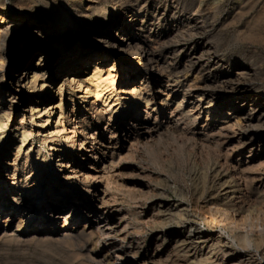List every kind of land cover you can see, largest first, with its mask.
<instances>
[{"label":"rangeland","instance_id":"rangeland-1","mask_svg":"<svg viewBox=\"0 0 264 264\" xmlns=\"http://www.w3.org/2000/svg\"><path fill=\"white\" fill-rule=\"evenodd\" d=\"M8 1L12 3L14 0ZM123 1L126 3V0H36L29 4L32 8L29 15L37 17L42 8L50 5L55 11L60 9L65 12V17L53 22L57 30L64 24L71 23L70 28L74 32L98 31L103 34L107 33L109 24L116 17L115 8H119ZM145 1L150 2L151 6L137 18L139 24L141 21L143 24L148 21L144 25L147 33H137V37L145 36L152 41L154 53L163 57L161 67L164 69L169 66L170 74L174 79L178 78L179 84H174L172 78L165 77L163 70L149 71L141 64L134 63L136 65L131 70L135 71L129 72L132 74L130 79L138 74L135 85L139 87L144 76L149 78L146 88L148 91H145L154 101L148 107L144 103L116 106L117 111L112 114L103 103L97 102L95 110L88 111L86 116L82 113L83 106H79L80 110L75 107V114L81 115L84 133L88 134L86 138L97 135L100 138L94 142L97 152L92 157H97L96 160L89 158L86 149H81L76 143L74 146L65 144L63 150L69 163L88 177L77 176L78 180L74 181L73 186H68L71 190L69 197L61 193V190L69 188H65V185L63 187L64 183L61 182L63 170L56 172L55 164L44 152L46 144L33 140L36 147L43 151L42 165L35 166L36 164L25 161L22 153L15 154L14 147L19 139L11 137L10 131L20 118L19 108L26 110L27 105L12 110L8 129L0 135V264H198L185 259L180 252L183 245L174 248L171 247L172 240L161 241L155 238L157 230L168 234L181 231L180 221L178 222L180 218H168L174 214L173 210L179 204L184 209L181 221H197L201 230L210 234V238L218 237L221 242H225L231 254L245 255L257 248L256 243L246 246L239 231L232 226L217 222L211 227L208 219L199 220V214L196 216L195 213L204 203L224 204L230 199L238 202L241 210L249 205V209L257 210L256 213H260V208L264 213V200L256 196V190L258 192L264 189V123L252 127L255 134L253 139L243 138V125L237 119L241 112L231 110L228 105L222 106L217 99L214 100L215 97L225 95L215 85L214 72L206 77L209 88L185 91L197 71H184L189 66L182 46L186 50L193 46L195 39L205 40L221 60L220 71L250 70V74L241 81L251 88L254 96L264 97V0H138L142 6ZM154 9L164 10L166 19L156 18ZM203 9L204 14L200 13ZM196 20L198 25L201 24V30L191 29L190 22ZM169 29H177V35L173 33L167 39L154 38L155 34H164ZM252 36L257 39L251 38ZM87 37L80 36L82 43L90 46L85 53L96 54L97 50L103 49L101 45L91 43ZM78 38L75 35L67 46V49H73V54L77 53ZM38 58L39 51L31 59L32 65L36 64ZM110 63L112 64L109 62L103 65L104 70L108 69ZM120 63L126 66L127 59L124 58ZM54 64L57 66L58 62ZM11 68L12 66L9 69ZM120 75L117 81L123 78ZM159 79L164 86L165 83L171 87L175 85L176 91L166 97L168 93L165 89L159 90L156 85ZM132 85L133 83L127 87ZM184 94V102L177 108ZM200 95H203L201 99ZM123 98L120 95L119 101H123ZM161 99L167 100V106L159 103ZM249 101L245 103L246 109L252 105ZM196 105H199L198 110L194 109ZM71 107L72 105L68 107L66 116V122L70 123L74 120ZM133 110L147 128H151L152 137H140V128L131 114ZM180 110L183 115L179 114ZM99 113L104 116L103 121L98 122L96 117ZM104 128L110 134H99ZM108 152L113 153L114 157L109 158ZM101 161H105V165ZM31 168L34 169L27 172ZM218 175L223 180L221 183L227 179L226 182L231 183L234 188V193L228 200L225 199L222 187L211 194L213 177ZM200 179H205L206 183L202 195H197L195 190L200 189L204 182ZM31 184L35 186L30 188ZM53 187L56 189L53 190L55 197L47 200ZM159 201L165 205L158 206ZM39 203L41 209L35 211L32 220H27L29 212L38 208ZM253 204H259L260 207L256 206V209ZM70 211L71 217L65 227L61 226L63 219L52 217ZM97 214L103 216L100 223H94ZM84 227L86 234L92 233L91 236L79 234ZM119 244L125 251L120 259L115 252V246ZM204 244L208 245L209 241H204ZM218 246L219 244L214 243L210 247L211 254L216 259L222 256ZM205 261L204 264L216 263L215 260Z\"/></svg>","mask_w":264,"mask_h":264},{"label":"bare ground","instance_id":"bare-ground-1","mask_svg":"<svg viewBox=\"0 0 264 264\" xmlns=\"http://www.w3.org/2000/svg\"><path fill=\"white\" fill-rule=\"evenodd\" d=\"M35 1L36 0H14L10 3L8 0H0V135L8 129L12 110L17 107H22L23 105L26 107L27 105L26 110L19 108L18 111L20 112V118L15 123V126L12 125L14 128L10 131V133H12L11 137L19 139L18 144L14 147L15 154L22 153L26 159H24L25 161L28 160L32 164H36L35 166L42 165L44 163V156L42 155L43 151L41 152V149L36 147L33 140L43 142L46 144L44 152L47 154L48 159L50 161L52 160L55 164V171L59 172L60 170H63L61 171L63 174L61 175V182L64 183L63 187L65 185V188H69L70 186H73L75 180H78V175L84 176V174H81L67 160L63 150L65 144L67 143V145L74 146L76 143L81 149H86L85 152L87 155H90L88 156L89 158L91 157L96 160L97 157H92V155L96 156L95 151L97 152L94 142L100 138L98 135L96 137L91 136L86 138L88 134L84 133V125H82L83 121H80L81 115L78 116V114H75V107H78L80 110L79 106H83L82 113L84 116L88 114V111L95 110L97 102L103 103V106H106L107 110L110 109L109 111H111L110 113L112 114L117 111V108H115L116 106L121 107L144 103L146 104V107H148L149 103L154 101V99L145 91L149 84V78L144 76L138 84L139 87H137L134 82L136 81L138 74L134 75V79H130V75H132L130 72L133 73V71H135L131 70L136 65L134 63H137V65L141 64L144 69L149 71L153 70L155 72H160L163 70L166 75L165 77L168 79L172 78L174 84L178 85L179 80L178 78L174 79L170 74L171 68L169 69V66L164 69L161 67L163 57L154 53L155 48L152 41L150 42L145 36H141L140 38H138L139 36L137 37V33H140V35L147 33L144 25L148 24V21L145 22V24L141 21V24H139L140 22L137 17L141 15L142 11L146 12L147 8H150V2L145 1L142 6L138 0H126V3L123 1L120 3L119 8H115L116 17L114 18V21L109 24V30L107 33L101 34L98 31H85L83 33H80L79 31L74 32L70 28L71 23L68 25L66 22H64L66 24H64L60 30H57L53 22L58 18L65 17V12L60 9L55 11L54 7L48 5L47 8L41 7L42 9L37 17H32L29 15V12L32 10L29 4ZM204 12V9L200 10V13L204 14ZM153 14L156 18H161L160 20H165L167 17L164 10L154 9ZM190 24L191 29L201 30V24L198 25L199 23H197V20L196 22H190ZM176 30L169 29L168 32H165L164 34H155L154 38H157V40L167 39L173 33L176 36ZM75 35L79 38L76 44L77 53L73 54V49H67V46L69 41ZM80 36H88L87 38L90 39L91 43L101 45V48L103 49L100 51L95 50L97 52L96 54L85 53L84 51L90 46L84 45ZM256 37L259 38V36ZM256 37L254 38V36H252L251 38L257 39ZM188 39H190V36ZM204 41L199 38L195 39L193 41V46L191 45L192 47L186 49L187 51L185 50V47L181 45L182 51L187 55L188 59L186 60H188L189 66L188 69L183 67L185 69L184 71L186 73H190V71L193 70L197 71L191 84L187 85V87L185 86V91H191L192 89L199 90L208 87L209 81L206 77L214 72L216 78L215 85L217 84V88L222 90L225 95L213 99L215 101L217 99L222 106L228 105L231 110H239L241 116L237 119L243 125L242 136L245 139H253L255 134L252 131V127H258V125L264 123V97H260L259 95L254 96L251 88L241 81L244 77H247L250 74V70L245 72H230L231 70H228L227 72L220 71V69H222L221 60H219L212 52L213 50H211L210 45ZM38 51L39 58L36 61V64L32 65L31 59ZM124 58L127 59L126 66L120 63L121 61H124ZM55 62H58L57 66H55ZM109 62H112V64L110 63L111 65L107 66L108 69L104 70L103 65L109 64ZM117 64L119 65V69L117 68ZM184 65H186V63ZM10 66H12L11 69H9ZM69 74H72L71 78L69 77ZM120 74H122L123 78L117 81L118 75ZM204 74L206 75L204 76ZM167 82H169V80H167ZM132 83L133 85L128 88L127 86ZM165 84L166 85L164 86V83L160 79L156 82L159 90L164 88L168 93V95L166 94V97H169L171 92L176 91V88H174L175 85L172 83L171 84L174 85V87H171L167 83ZM143 85L144 87H142ZM162 93L163 95L165 94V92ZM185 93L187 94V92ZM186 94L183 95L177 108L184 102ZM120 95L124 97L121 102L119 101ZM202 97L203 95H200V99ZM248 100H250L249 102L252 103V105L246 109L245 103ZM159 103L161 105H166L168 102L166 99H161ZM70 105H72L71 113H73L72 118H74V120L71 119L73 120L72 123L68 121L66 122L67 110ZM198 106L199 105H196L195 108L194 106L192 107L195 110H198ZM187 111L185 110V112ZM101 112L105 113L107 111ZM192 112H194L193 109ZM131 114H133V119L140 128V137L144 139L150 138V133H152V131H150L151 128H147L146 124L140 120L141 118L139 115L136 114V111L133 110ZM179 114L183 115L182 110L179 111ZM103 116V113H99L98 117H96V121H101ZM90 129L91 128H88V130ZM99 132L102 136L106 132L110 134L107 128H104L103 130L101 129ZM246 142L247 140L245 143ZM107 155L109 158L114 157V154L111 152H108ZM101 162L105 165V161ZM31 166L33 167V165ZM33 169L31 168V170L29 169L27 172H30ZM45 169L47 168L45 167ZM86 177L84 176V178ZM203 181V183L201 182L202 187L200 189L194 188V190L197 189L195 190L197 191V195H202L204 191L206 180L204 179ZM220 181V175L213 177V186H211L213 191L211 194H214L216 189L222 187L223 191L225 190V199L228 200L230 195L234 193V188L230 185L231 183L229 184L226 182L227 179L223 183H221L223 180ZM33 186L31 184L30 188ZM54 189L55 188L53 187L47 200H52L55 197ZM261 190L258 192L256 190V196L263 201L264 189L263 192ZM61 193L64 194L65 197H69L71 190L70 188L66 191L61 190ZM242 200H244V195L242 196ZM102 202L105 203L103 199ZM209 203H204L201 209H196L197 212L194 213L196 216L199 214V216H197L198 219H208L209 221H207L211 227L217 222H220V224L225 223L229 227L232 226L233 229L239 231L245 245L256 243L257 248L253 252L238 256L233 253L231 254V250L227 249L225 242H221L218 237L210 238V234L202 231L200 226H198L197 221H181L184 215V209L181 204L175 207V210H173L174 214L168 216L169 219H172L175 216L178 219L180 218L178 222L180 221L181 231L175 234H168L163 230H157L158 233L155 238H159L161 241L172 240L171 247L174 248L175 246L180 247L183 245V250L180 252L185 256V259L198 264H204V262H206L205 260L210 262H214L215 260L216 263L213 264H264V213H262L261 208H256L261 202L256 206L253 204L255 206L254 208L260 210V213H256L257 210L253 211L249 209V205L244 210H241L240 206H238L239 203L232 201V199L224 204ZM40 205L41 203H39V206ZM164 205H162L160 201L158 202V206L163 207ZM39 206L29 212L27 220L33 219L35 211L41 209V206ZM71 213L72 211L63 215L57 214L52 217L53 219H63L61 226L65 227L71 217ZM170 213L168 212V214ZM97 215V220L94 221V223H100V220L103 218L102 215ZM17 228H19V225H17ZM82 229L83 230L79 234L91 236L92 233L86 234L85 227ZM206 240L209 241L208 245L204 244V241ZM214 243L219 244L220 246H218V249H220L222 256L218 259H216L210 251V247ZM244 244L243 246H245ZM115 252L117 258H122L125 251L123 246L119 244V246H115ZM181 258H183V256Z\"/></svg>","mask_w":264,"mask_h":264}]
</instances>
